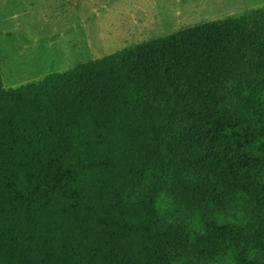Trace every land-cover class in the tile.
<instances>
[{
    "label": "trees",
    "instance_id": "obj_1",
    "mask_svg": "<svg viewBox=\"0 0 264 264\" xmlns=\"http://www.w3.org/2000/svg\"><path fill=\"white\" fill-rule=\"evenodd\" d=\"M0 264H264V5L0 70Z\"/></svg>",
    "mask_w": 264,
    "mask_h": 264
},
{
    "label": "rangeland",
    "instance_id": "obj_2",
    "mask_svg": "<svg viewBox=\"0 0 264 264\" xmlns=\"http://www.w3.org/2000/svg\"><path fill=\"white\" fill-rule=\"evenodd\" d=\"M264 0H0V70L18 87Z\"/></svg>",
    "mask_w": 264,
    "mask_h": 264
}]
</instances>
